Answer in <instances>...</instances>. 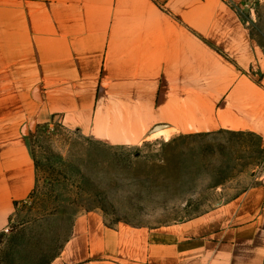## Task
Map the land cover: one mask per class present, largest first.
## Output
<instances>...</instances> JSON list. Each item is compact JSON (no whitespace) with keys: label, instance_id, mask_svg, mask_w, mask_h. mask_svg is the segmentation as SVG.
I'll list each match as a JSON object with an SVG mask.
<instances>
[{"label":"crops","instance_id":"obj_1","mask_svg":"<svg viewBox=\"0 0 264 264\" xmlns=\"http://www.w3.org/2000/svg\"><path fill=\"white\" fill-rule=\"evenodd\" d=\"M53 123L117 148L264 142V62L234 0H0V243L36 188L28 134ZM50 264H264V173L172 225L80 214Z\"/></svg>","mask_w":264,"mask_h":264},{"label":"rangeland","instance_id":"obj_2","mask_svg":"<svg viewBox=\"0 0 264 264\" xmlns=\"http://www.w3.org/2000/svg\"><path fill=\"white\" fill-rule=\"evenodd\" d=\"M264 62V0H234ZM36 188L1 235L0 264H50L74 219L101 212L113 227L158 228L232 201L264 173V142L218 133L111 147L60 123L32 128Z\"/></svg>","mask_w":264,"mask_h":264}]
</instances>
